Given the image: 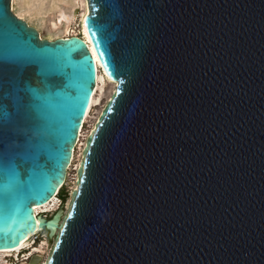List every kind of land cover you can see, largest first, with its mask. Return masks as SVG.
Wrapping results in <instances>:
<instances>
[{"label":"water","instance_id":"1","mask_svg":"<svg viewBox=\"0 0 264 264\" xmlns=\"http://www.w3.org/2000/svg\"><path fill=\"white\" fill-rule=\"evenodd\" d=\"M86 4L115 89L47 218L33 207L67 182L96 65L79 34L41 38L0 0V57L17 59L0 85V250L44 230L45 264H264V0Z\"/></svg>","mask_w":264,"mask_h":264},{"label":"bare ground","instance_id":"2","mask_svg":"<svg viewBox=\"0 0 264 264\" xmlns=\"http://www.w3.org/2000/svg\"><path fill=\"white\" fill-rule=\"evenodd\" d=\"M20 2H22V4L24 3V6H26L27 11H29L35 7L36 8V16L44 14L46 11L45 9L50 8L48 10L50 13L49 17L47 19L44 18V19L40 20V28H42V24H44V30H46V34H48V33H59V32H62L65 34L66 31L69 30V28H68L69 23L68 22H70V26H71V22L74 19L73 12L75 11L76 6H79V8H81L80 14L78 16L79 17L78 29L80 32L79 36L87 44V47H88V49H89V51H90V53H91V55L95 61L96 83H95L94 92L92 94L87 113L85 114V117H84L83 122H82V126L79 130V133H78L77 142H76L75 147H74L73 152H72L71 162H73V160L75 159L76 153L78 150L79 156H78V159H77V162L75 165V169H77L79 167L81 160H82L81 154H82V150L84 147L85 138L94 129V125H95V123H96V121L100 115V112L103 109V108L100 109V111L98 112V115L96 116L91 128L87 131V134H83L82 133L83 126L87 122V119L89 118L90 111L97 104V100H99L98 94H97L98 89H99V83L101 82L102 79L103 80L104 79L109 80V82L111 81L104 74L103 70L101 69L99 61H98V59L95 55V52H94V50H93V48L89 42V38H88L87 30H86V25H85V15L87 12L86 0H54V1L53 0H49V1H47V0H20ZM10 3H11V0H10ZM15 3L16 2H14V0H12V4H15ZM37 6H39V8H37ZM12 8H13V6H12ZM26 10H24V12H26ZM19 12H20V14H22V8H20ZM44 16H46V14H44ZM17 17L22 19V16H17ZM36 24L38 26V20H36ZM38 33L40 36L39 31H38ZM48 35L50 36V34H48ZM72 35H77V34H72ZM111 83L113 85V87H112L113 90L111 91L110 96H108L107 100L110 99V97H111V95L115 89V82L112 81ZM71 162H70V164L66 170V180H67V176H68L69 167L71 166ZM73 183L74 184H73L71 191L73 189H75V187H76V176L74 177ZM57 207H58L57 199H56V196H54L48 203L43 204L41 206H34L33 211L35 213V216L37 217L38 215H41L42 213H50L53 210H55ZM36 233L38 234L39 232H36ZM34 242H35V236L33 235L30 238H28L27 240L23 241L18 247L14 248V249L0 250V264H18V263L12 262L13 258H15L17 261H19L22 258L23 260H22L21 264H27V263H24L25 260L29 259L31 257V255H33V254L42 253L43 248H44V241L39 243V244H36L35 246L33 244ZM23 251H25V252H23ZM21 252H23V253H22L21 257H19ZM11 256H13L12 259H7V258H10ZM39 257L41 259L40 255H39ZM46 259L43 261L42 264H45Z\"/></svg>","mask_w":264,"mask_h":264},{"label":"rangeland","instance_id":"3","mask_svg":"<svg viewBox=\"0 0 264 264\" xmlns=\"http://www.w3.org/2000/svg\"><path fill=\"white\" fill-rule=\"evenodd\" d=\"M47 1H49V0H47ZM14 2H16V3L12 4V0H11L10 11L16 16H22L23 20H25L29 25L35 27L40 32L41 38H46V39L51 40V39L59 37V36L63 37V36H68V35H72V34H80L79 29H78V26H79V23H78L79 17L78 16L80 14L81 8H79V6H76L75 11L73 12L74 19L71 22V26H70V22H68L69 23V27H68L69 30H67L65 34L62 32L48 33V34H50V36H49L48 34H46V30H44V24H42V28H40V20H42L44 18L47 19L49 17L50 13L48 10L50 8L45 9L46 11L44 14H46V16H44V14L36 16V8L35 7L33 9L27 11L26 6H24V3L22 4V2H20V0H14ZM12 6H13V8H12ZM20 8H22V14H20V12H19ZM37 8H39V6H37ZM24 10H26V12H24ZM36 20H38V26L36 24ZM111 82L112 81L109 82V80H106V79L103 80L102 79L101 82L99 83V89H98V93H97L99 100H97V104L90 111L89 118L87 119V122L83 126V130H82L83 134H87V131L91 128L96 116L98 115V112L107 103L108 96H110V93L113 90L112 89L113 85ZM78 156H79V154H78V150H77L76 157L73 160V162H71V166L69 167V170H68L67 182L59 190V193L60 192L62 193L64 200H62L58 196L59 195V193H58V195L56 196L58 207L55 210H57L59 207H62L63 210L66 211V209L68 207L69 194H70V191H71L73 184H74L73 183L74 177L76 176L75 165H76ZM55 210H53L50 213H42L41 215L46 214V217L49 218L54 213ZM43 241H44L43 251H42V253H37V255L41 256V259L37 262V264H42L43 261L49 256L50 251H51L52 246H53V243H54L53 240H50L47 238V232L44 230L40 231L35 236V242L33 244L35 246L36 244H39ZM23 252H25V251H23ZM23 252L20 253L19 257H21ZM11 257L13 258V256H11ZM11 257L7 258V259H11ZM22 260L23 259L21 258L19 261H17L15 258H13V261L12 260L11 261L14 263L21 264ZM26 261L27 260H25L24 263H27Z\"/></svg>","mask_w":264,"mask_h":264},{"label":"snow or ice","instance_id":"4","mask_svg":"<svg viewBox=\"0 0 264 264\" xmlns=\"http://www.w3.org/2000/svg\"><path fill=\"white\" fill-rule=\"evenodd\" d=\"M87 19V18H86ZM103 55V53H101ZM17 64L16 54L15 52L10 53L7 56L0 57V85H3L7 77L4 76V72L6 68L13 67ZM41 73L38 72L37 75H40ZM29 90L35 91V89H32L29 85Z\"/></svg>","mask_w":264,"mask_h":264},{"label":"trees","instance_id":"5","mask_svg":"<svg viewBox=\"0 0 264 264\" xmlns=\"http://www.w3.org/2000/svg\"><path fill=\"white\" fill-rule=\"evenodd\" d=\"M59 193V192H58ZM62 200H64L62 193L60 192L58 195Z\"/></svg>","mask_w":264,"mask_h":264},{"label":"built area","instance_id":"6","mask_svg":"<svg viewBox=\"0 0 264 264\" xmlns=\"http://www.w3.org/2000/svg\"><path fill=\"white\" fill-rule=\"evenodd\" d=\"M60 189H61V188H59V190H60ZM59 190L56 192V194H55L54 196H57V195H58Z\"/></svg>","mask_w":264,"mask_h":264},{"label":"flooded vegetation","instance_id":"7","mask_svg":"<svg viewBox=\"0 0 264 264\" xmlns=\"http://www.w3.org/2000/svg\"><path fill=\"white\" fill-rule=\"evenodd\" d=\"M12 259V258H11ZM28 260V259H27Z\"/></svg>","mask_w":264,"mask_h":264}]
</instances>
